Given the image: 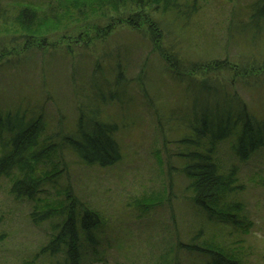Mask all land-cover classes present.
<instances>
[{
	"label": "trees",
	"instance_id": "1",
	"mask_svg": "<svg viewBox=\"0 0 264 264\" xmlns=\"http://www.w3.org/2000/svg\"><path fill=\"white\" fill-rule=\"evenodd\" d=\"M202 1L47 0L40 4L30 0H0V68L12 64L9 59L17 60L15 64L19 66L30 53L58 52L73 62L76 51L89 52L104 46L117 29L126 28L136 36L128 47H143L151 58H158L160 62L153 64L161 66L183 94L180 109H172L163 118L167 109L157 110L155 103L159 99L146 88L149 78L144 69L140 68L133 80L127 79L126 67L112 52L114 49L120 53V45L114 42V47L104 48L102 62H94L86 84L79 90V94L83 90L79 101H85V97L87 103L84 107L79 103L73 128L67 130L65 126L48 123L37 106L29 108L19 104L7 109L0 105V178L11 180L9 194L17 201L32 203L30 221L34 225L64 217L60 227L57 223L51 225L49 242L41 249V256L61 255L64 264H80L91 242L95 243L90 229L101 231L103 221L99 214L84 208L69 183L61 187L62 204L39 195L48 187L57 189L59 181L66 178L69 163L65 154L68 152L85 165L101 168L121 160L116 140L120 127L111 116L110 120L104 118L112 106L124 112L134 104L135 99L125 97L124 90L136 85L157 131L165 132L164 128L170 125L167 118H173L174 125L185 131L177 140L161 139L177 147L173 152L167 145L162 150L165 157L179 162L174 168L187 182L186 199L212 223L235 231L243 226L244 220L237 214L242 211V205L226 201L240 188L237 170L222 171L216 154L220 144L233 135L236 143L232 150L240 161L248 160L264 148V118L253 115L237 90L238 85L243 89L261 85L264 61L244 63L239 57L242 64L228 59L203 64L185 59L184 34L178 33L188 30ZM249 8L248 23L235 29L241 34H251L252 38L258 33L262 36L264 0H256ZM221 73L227 74V82ZM171 164L170 160L166 164L168 171L173 169ZM148 207L151 206L141 204L137 209L146 212ZM77 208L82 217L76 226ZM194 239L181 247L189 254L202 256L205 264H242L241 254L223 242L195 243ZM23 264L36 262L30 260Z\"/></svg>",
	"mask_w": 264,
	"mask_h": 264
},
{
	"label": "rangeland",
	"instance_id": "2",
	"mask_svg": "<svg viewBox=\"0 0 264 264\" xmlns=\"http://www.w3.org/2000/svg\"><path fill=\"white\" fill-rule=\"evenodd\" d=\"M30 1L41 4L47 0ZM255 1L203 0L188 30L178 33L184 34V58L203 64L225 59L242 64L239 57L244 63H262L264 34L258 33L252 38L251 34H241L235 29L248 23L250 13L247 12ZM263 24L264 19L260 22ZM121 29H117L104 46H97L89 52L76 51L77 60L73 62L69 61V56L58 52L51 55L30 53L19 66L15 64L17 60L9 59L12 64L0 68V105L7 109L19 104L29 108L37 106L48 123L73 128L79 103L81 106L87 103L84 96L85 101H79V95L83 93L82 90L79 94V90L86 84V76H90L94 62H102L104 48L114 47L115 42L120 45V53L114 49L112 52L126 67L125 77L133 80L140 68L144 69L149 78L145 86L149 91L151 89L150 94L155 99H159L155 103L157 110L167 109L163 118L172 109L178 111L183 98L180 87L170 82L161 66L157 64L162 69L155 65L158 58H151L143 47H128L136 36L126 28ZM220 75L227 82V74ZM210 77L215 76L210 74ZM238 86V92L253 115L264 118V81L252 88ZM132 87H126L124 95L135 99L134 107L129 105L130 108L122 112L112 106L104 118L111 116L120 127L116 140L121 149V160L113 166L101 168L85 165L68 152L65 154L69 163L66 178L59 181L57 189L48 187L39 195L43 198L49 196L50 201L62 204L61 187L69 183L84 208L99 214L104 227L102 224L99 232L90 229L95 243L91 242L92 246L88 247L80 264H205L202 256L189 254L181 247L194 237L195 243L223 242L241 254L242 264H264V148L248 160L240 161L232 150L236 135L220 144L216 154L219 167L222 171L236 168L240 186L226 201L242 205V211L237 214L244 224L235 231L212 223L186 199L184 189L187 182L174 168L179 162L165 157L162 150L166 145L171 152L177 150L174 144H170L172 142L162 139L177 140L185 131L174 125L173 118L165 119L170 122L164 128L165 132L157 131L144 106L139 86ZM169 160L173 166L171 171L166 165ZM10 187L11 180L1 177L0 264H23L30 260H35L36 264H64L61 255L50 257L40 253L49 242L51 225L57 223L60 227L64 217L32 224V203L15 200L9 194ZM141 204L151 207L143 212L137 209ZM81 217L82 212L77 208L76 226ZM52 235H57L53 229Z\"/></svg>",
	"mask_w": 264,
	"mask_h": 264
}]
</instances>
